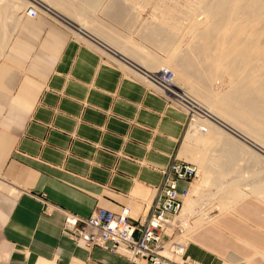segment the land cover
I'll list each match as a JSON object with an SVG mask.
<instances>
[{
    "label": "crops",
    "instance_id": "0c3cea01",
    "mask_svg": "<svg viewBox=\"0 0 264 264\" xmlns=\"http://www.w3.org/2000/svg\"><path fill=\"white\" fill-rule=\"evenodd\" d=\"M58 24L61 28L23 21L0 57V189L13 196L0 212V264H131L125 256L88 249L65 236L64 211L87 217L95 210L120 214L129 207L131 220H138L157 197L172 158L182 154L188 116ZM207 137L221 154L210 158L203 152L211 148L202 150L206 185L235 171L244 155L229 150L225 139L223 146L217 137ZM223 155L230 162H223ZM262 171L253 176L264 177ZM241 182L246 178L222 185V191ZM256 188L264 198V184ZM220 190L227 205L230 198ZM200 196L192 216L209 206ZM209 214L199 224L207 229L205 246H189L188 256L203 264H264V217H258L263 222L228 219L216 233L207 225ZM213 237L223 239L216 243Z\"/></svg>",
    "mask_w": 264,
    "mask_h": 264
},
{
    "label": "bare ground",
    "instance_id": "6f19581e",
    "mask_svg": "<svg viewBox=\"0 0 264 264\" xmlns=\"http://www.w3.org/2000/svg\"><path fill=\"white\" fill-rule=\"evenodd\" d=\"M101 1L102 0H0V57L11 39V30L13 28L15 29L20 22L21 17L17 18L18 12L26 6L24 15L27 16V8L32 5L39 12L36 18H38L41 13H44L58 23L68 25L78 38L91 44L127 71L147 82L150 86H154L151 78L157 77L163 70L170 69V71L172 70V72H174L175 76L173 75L172 78L171 91L184 97L192 107H195L196 112H205L207 116V119L200 120L198 124L192 125L186 132L181 160L187 159L197 165H204L200 163L208 156V153L203 152L206 150L204 148L208 149V147H212V143H208L209 139L205 138L209 136L212 139V137L215 136L219 141H224V139L228 141L226 143L229 144V146L227 145L226 147L229 150H236L237 154L238 151H240L244 156H248L256 167H264V0H213L210 3L207 2L208 4L205 3L206 5L204 4L203 10L204 13L207 14L206 19L211 21V26L207 27L204 31H200V22L196 19L191 28L194 36L192 37L191 43H188V45L180 44L179 48L183 49V55L181 52V55H178V52L177 57L175 56L172 59L168 58L170 61H163L161 57H156L153 53H150V51L148 52L145 47L142 48V45L140 46L138 43H134V40H130L131 38L122 37L120 34L114 33L112 28L109 29L113 32H109V29H107L108 32H106L107 26L105 28L102 26L103 24L101 22V25L98 24L99 22L94 15ZM177 4L179 5V3ZM175 5L173 6L175 7ZM192 5L194 6V4ZM112 7L110 8L112 9ZM116 7L115 5L114 8ZM191 7L188 8L189 11L192 10ZM175 9H177V7H175ZM110 11L111 10H109L108 13H110ZM116 13L120 15L119 11H116ZM109 15H112L110 19L112 18L113 20L119 18V15ZM184 15H190L187 9ZM172 16L174 17V14L171 15V18ZM163 19H165V17ZM13 22L15 23V27H13V25L10 30L9 24H14ZM152 35L155 37V34ZM154 37L153 39L151 38L150 41H153ZM167 38V40H163L159 45L164 51H167L172 41L169 40V37ZM93 40H99L102 46H97V43L93 42ZM106 46L111 50L106 48ZM121 57L125 58L128 62L134 63V66L133 64V67L130 66L125 59L123 60ZM135 65L143 69L144 72L134 68ZM222 78L228 79V82L224 84L226 85L229 83V87L226 91L216 92L214 89L215 83H218L216 81ZM181 79L187 80L189 83V86L187 85L189 90L180 85L179 80L181 81ZM200 127H205L206 132L200 130ZM214 138L213 140H215ZM218 140L217 142H219ZM217 142L216 145H218ZM222 144L219 145L222 146ZM225 145L224 143L223 146ZM220 146H218V148ZM214 149L215 148H211V151ZM234 151L233 153L236 152ZM202 152L203 154H207V156L204 155V159ZM205 152H207V150ZM229 157L230 156H228V158ZM218 158L220 159L219 156ZM225 158L227 157H224V160H222L223 162L226 160ZM207 164L206 166H208ZM211 164L212 163H210V165ZM214 164L213 161V165L211 166H214ZM225 164L227 166L228 163ZM199 169V178L201 180L197 179L199 181L192 185L189 195L184 199V207L181 214L183 223L188 226L189 230L187 231H191L195 224L194 220L196 217L192 216V213H195L196 198L198 200V195L200 196L204 189L203 186H206V184H204L207 178V176H205L206 173H202L201 167ZM203 170L205 169L203 168ZM206 171L207 170H205V172ZM253 175L256 174L253 173ZM261 175L264 176L263 171ZM201 176H205L202 177L203 179L205 178V180H203ZM256 176H258V172ZM260 177L255 178L260 179ZM208 178L211 177L208 176ZM262 178L264 179V177ZM259 183L264 184V180L262 181L261 179ZM253 185H249L252 191H257L256 186L258 187V185H254L255 187ZM238 189L237 187V189L225 190V192H227L225 193V197L228 199L230 198L232 202L240 200L243 198V194ZM246 189L248 190V188ZM251 189L249 188V192ZM222 190L223 188H221L220 191ZM257 192L259 193V191ZM222 193L224 194L223 191ZM220 197L222 199L221 193ZM126 208L130 210L131 215V209L129 207ZM198 211L200 212V210ZM147 213L146 211L142 216H145ZM184 242L187 244L186 240H184ZM165 253L169 255L168 252Z\"/></svg>",
    "mask_w": 264,
    "mask_h": 264
},
{
    "label": "rangeland",
    "instance_id": "374dc122",
    "mask_svg": "<svg viewBox=\"0 0 264 264\" xmlns=\"http://www.w3.org/2000/svg\"><path fill=\"white\" fill-rule=\"evenodd\" d=\"M212 1L213 0H135V1L134 0H102L97 11H95L96 14H94V15H95V18L99 22L98 24L101 25V23H102L103 24L102 26H104L105 28L107 26L106 32H108L107 29L112 28L114 33H117L118 35L120 34L122 37L131 38L130 40H134V42L138 43L139 45H142L143 48L145 47V49L148 52L150 51V53H153L154 55L161 57V59H163V61H165V60L170 61V60H168V58L172 59L175 56L177 57L180 54V52L183 55V53H182L183 49L179 48L180 44L188 45V43H191V40L193 39L192 37H194L193 32L191 31V28L193 27L196 19H197V21L200 22V26H199L200 31H204L205 29H207V27L211 26L210 24H212V23H211V21L206 19L207 14L204 13L203 7L206 5L205 3H207V2L210 3ZM177 3H179V5ZM192 4H194V6ZM115 5L117 6L116 8H114ZM173 5H175V7H177V9H175V7ZM27 6H29V5H27ZM110 7H112V9ZM189 7H191V9H192L191 11H189V9H188ZM186 9L188 11V14L190 13V15H188V16L184 15ZM25 10H26V6L23 7L21 9V11L18 12V14H17V18L21 17L18 27H16L15 29L14 28L12 29L13 25H14L13 27H15V23L13 22L14 24H11V23L9 24L10 30L12 29L11 30L12 31L11 32V40L17 39L18 33L21 31L20 26H21L22 22L25 20L40 21L43 23H51V24H55L56 26L60 25L57 22H55L53 19H51L48 15L41 13V12H40L41 13L40 16L38 18H35V19H32L28 16H25L24 15ZM109 10H111L112 12L110 11V13H108ZM116 11L117 12L119 11L120 15H119V13H116ZM109 14L119 15V18L117 19L118 21L116 19H114V20L112 18L110 19V17L112 15H109ZM172 14H174V17L172 16V18H171ZM175 15H176V17H175ZM164 17H165V19H163ZM64 25H66V24H64ZM60 26H62V25H60ZM66 26L70 30H72L68 25H66ZM112 30L109 29V32L110 31L113 32ZM152 31H153V33H152ZM154 31L156 33H158L159 35L156 34ZM173 31H174V33H173ZM159 32H161V33H159ZM152 34H155L156 39ZM67 37H73V36H72V34H69L67 32ZM153 37H154V40L150 41V39L151 38L153 39ZM167 37H169V40H172V41L170 42L171 44H170L169 48L167 49V51H164L159 47V45L161 44V42H163V40H167L168 39ZM156 40H158V41H156ZM98 51L105 58L108 59V57L104 53H102L100 50H98ZM175 51H176V53H175ZM174 53H175V55H174ZM177 53H178V55H177ZM172 73L174 75V72H172ZM221 80H222V82H221ZM221 80L218 79L216 81L218 83H215L214 89L216 92L226 91L227 88L229 87V83L226 84L227 87L224 84V83L228 82V79L226 80V78H222ZM179 82L183 88H186L187 90H189V88H188L189 83L187 82V80L181 79V81L179 80ZM185 135H186V132H185ZM185 135L183 137V141H182L179 153H181V149L183 147V144L185 143L184 142L185 138H186ZM212 151H208L207 152L208 155L210 156L212 154L210 156L211 158H214V157L217 158L218 157L217 155H219L220 151L219 152L215 151V150H212ZM241 157L242 158H239V161H238L239 163H238V166L235 168V171L229 172V176L227 175L221 181L214 182L212 180V182H210L209 184H207L204 187V189H203L204 191L202 194L203 202L209 206L203 205V207H204L203 210L201 209L200 212L195 216L196 217V219L194 220L195 224L193 225L192 230L188 231L187 234L184 236V240H186V242H187L186 249L192 245H196L198 247L205 246L203 243V240H202V233L204 232V230H207V229H204L203 224H201V226L199 224H200V222L204 216H208L209 212H210L209 217H211L212 221L210 222L209 220H206V222H207L208 226H210L211 228L216 230V233H218V230L220 228L223 229V227L220 226L221 223H224L228 219H232L235 217L236 218H242V219L246 218V219H248L247 221H250L251 219H253L254 221L258 220L259 222H263L258 217H264V198H262V196L256 195L252 191L251 186H249V185H252V182L254 184V182L256 181V178H254L253 173L255 171H256V173L258 171H261L264 167H261V166H259L260 168L258 166L256 167L254 165L253 161H251L248 158V156L241 155ZM179 158L180 159L182 158L181 155H179ZM183 160H185V159H183ZM185 161L190 162L187 159ZM190 163H192V162H190ZM193 164L197 165L196 163H193ZM197 166H199V165H197ZM198 168H200V167H198ZM249 170L251 172L252 171L253 172L251 173ZM251 174L253 177L251 176ZM244 177L247 179L246 182H241V184L239 186V190H240V192H242L243 198H241V200H239L238 202H236V201L232 202L230 200H226L225 202L228 206L225 205L224 202H222L223 198L221 199V197L218 194L219 192H217V191H219L221 189L222 185H226V184L229 185V184L235 183L236 180H239L240 178H244ZM249 177H250V179H249ZM198 179H200V178H198ZM250 181H252V182H250ZM246 185L249 187H247ZM246 188H248V190ZM249 188L251 189L250 192H249ZM12 197L13 196H11L8 192L0 189V212L4 211L6 204L9 202V200L12 199ZM242 221L244 223H247V221H244V220H242ZM214 239L216 240V243H218V240L222 241L223 237H221V239H219V237H217V238L213 237V241H214ZM186 255H187V251H186ZM188 257L191 258L190 256H188ZM191 259H193V258H191Z\"/></svg>",
    "mask_w": 264,
    "mask_h": 264
},
{
    "label": "built area",
    "instance_id": "2783aa9c",
    "mask_svg": "<svg viewBox=\"0 0 264 264\" xmlns=\"http://www.w3.org/2000/svg\"><path fill=\"white\" fill-rule=\"evenodd\" d=\"M26 15L34 19L39 12L31 5ZM172 78V71L163 70L151 78L152 88L165 98L168 105L187 114V132L207 116L205 112H196L184 97L171 91ZM200 130L206 132L205 127ZM199 171L197 165L175 156L163 172L162 186L145 216L132 221L128 208L120 214L95 210L87 217L64 211L63 234L88 249L100 248L125 256L131 264H203L185 255L184 236L189 229L181 219L184 199L199 178ZM180 183L186 187L180 189Z\"/></svg>",
    "mask_w": 264,
    "mask_h": 264
}]
</instances>
